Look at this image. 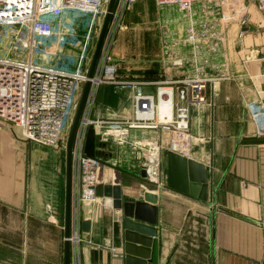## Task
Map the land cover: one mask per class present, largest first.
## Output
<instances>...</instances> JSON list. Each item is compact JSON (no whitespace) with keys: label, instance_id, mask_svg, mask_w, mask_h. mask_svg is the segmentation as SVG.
<instances>
[{"label":"crops","instance_id":"obj_1","mask_svg":"<svg viewBox=\"0 0 264 264\" xmlns=\"http://www.w3.org/2000/svg\"><path fill=\"white\" fill-rule=\"evenodd\" d=\"M198 7L183 12L173 4L137 0L111 25L119 78L146 82L139 88L145 93L155 94L159 81L193 75L195 63L209 75H231L214 94L208 88V103L191 109L194 141L188 158L206 168L207 200L167 186L158 192L160 264H262L264 144L246 141L264 139L248 108L251 103L264 108V13H247L243 25L231 17L244 13H226L227 22L218 17L208 21ZM205 22L215 25L220 40L208 39L198 47L182 41L190 27L200 30ZM134 90L111 87L107 102L98 98L91 118L131 117ZM261 117L264 123V110ZM129 139L164 146L159 167L167 182L170 134L134 129ZM98 144L104 163L101 183L140 176L146 159L130 145ZM66 188V154L26 141L19 129L0 124V264H64ZM104 201L112 204L110 198ZM78 218L81 242L71 244V264H78L76 252L80 264H125L123 210L83 203ZM85 220L91 222L88 232L83 231Z\"/></svg>","mask_w":264,"mask_h":264},{"label":"built area","instance_id":"obj_2","mask_svg":"<svg viewBox=\"0 0 264 264\" xmlns=\"http://www.w3.org/2000/svg\"><path fill=\"white\" fill-rule=\"evenodd\" d=\"M111 0H0V124H10L21 131L29 142L67 151L69 135L66 129L72 127L82 98L84 87L90 82L83 114L73 145L72 155V235L71 244L78 246L80 219L78 213L83 203L113 206L110 201L97 195V186L102 181L104 163L98 157L86 154L89 129L94 127L98 142L128 144L133 151L145 157L147 185L155 187L157 193L167 186L166 176L160 169L159 159L164 149L162 144L131 142V130L155 129L170 134L168 149L190 157L194 138L190 131V115L194 106L208 103L207 90L213 94L221 80L231 75H209L196 65L193 75L182 79L157 82L155 94L145 93L139 88L144 81L122 80L119 65L111 53L114 29L112 22L123 13H113L110 28L105 39L97 67L89 76L92 63L91 44L99 18L105 19ZM137 0H118L116 11L121 5H133ZM160 4L176 5L183 12H190L196 2L201 4L208 21L218 17L222 22L236 19L248 23L249 15L236 14L231 17L220 11L225 0H157ZM264 11V0H256ZM78 12L92 17L88 30L81 41L75 44L78 31L64 28L67 14ZM230 13V12H229ZM102 20V21H103ZM243 32L240 33V36ZM215 25L205 22L202 29L194 26L188 29L184 43L198 47L206 40H220ZM71 45H67V42ZM68 56L74 57L76 66H53L36 60V52L45 57H57L69 47ZM78 51L74 53L72 50ZM168 49V43L165 44ZM170 55V54H169ZM176 61V64H181ZM106 86H125L135 89L132 95L133 114L129 118H91L99 94ZM169 104L167 113L162 105ZM251 116L257 124L258 137L264 138V123L261 110L256 103L248 105ZM146 184L144 186H146ZM143 185V184H142ZM147 187V186H146ZM148 188V187H147ZM66 241V238H64ZM79 262V253L76 252ZM264 264V259L262 261Z\"/></svg>","mask_w":264,"mask_h":264},{"label":"water","instance_id":"obj_3","mask_svg":"<svg viewBox=\"0 0 264 264\" xmlns=\"http://www.w3.org/2000/svg\"><path fill=\"white\" fill-rule=\"evenodd\" d=\"M118 0H111L102 30L96 45L91 63L89 76L92 77L100 57L108 30L111 25L113 13L115 12ZM90 89V82H87L82 98L71 128L67 144V188H66V223H65V252L64 264H71V235H72V155L73 145L77 129L79 127L85 101ZM111 87L106 86L101 90L99 100L107 102ZM248 144H264V139L246 141ZM98 140L94 127L88 132L86 142V154L89 157L103 159L102 153L98 151ZM103 147L105 144H100ZM167 170V187L185 195L201 200L208 198V178L204 165L189 159L185 156L169 151L164 161ZM138 179L139 181H137ZM136 179H125L117 177L114 184L105 185L100 183L97 186V195L103 198H110L113 207L123 210L124 216V257L125 264H160V240L157 236L156 225L158 224L159 194L142 185L147 182V172L143 168L140 176ZM83 231H90L91 222H82Z\"/></svg>","mask_w":264,"mask_h":264},{"label":"rangeland","instance_id":"obj_4","mask_svg":"<svg viewBox=\"0 0 264 264\" xmlns=\"http://www.w3.org/2000/svg\"><path fill=\"white\" fill-rule=\"evenodd\" d=\"M155 2L158 6L164 5V4H160L157 0H155ZM195 4H199L198 9L203 11V8L200 7L199 2H196ZM132 6L133 5L129 6V5L122 4L121 11H120V8L118 11H116L115 9L114 13H125ZM224 10H225V13H229V12L230 13H264V11H262L259 8V5L257 4L256 0H225L223 3V7L220 9V11H224ZM64 20H65L64 28H66L67 30H72V31L77 30L78 31V37L75 39V44L78 41L82 42L84 35L86 34V31L88 30L90 20H92V17L88 14L86 15V14H81L78 12H71L70 14L66 15ZM102 20H103L102 18L98 19L97 25L95 26V29H94L93 40L91 44V57L92 58L94 56V52H95L96 45L99 39V35L103 27L104 20L103 21ZM67 45H71L69 41L67 42ZM69 48L70 46L66 47L65 52L61 53L57 57H51V58L45 57V55L40 54L39 52H36L35 54L36 60L38 62H45L46 64L53 65V66L74 67L76 66V62H75L74 57L68 56ZM72 51L74 53H77L78 50L76 48H73ZM2 53L3 51L0 48V54ZM71 128L72 127H69L66 129L67 135H70ZM62 153L66 154V152L64 151H62Z\"/></svg>","mask_w":264,"mask_h":264},{"label":"bare ground","instance_id":"obj_5","mask_svg":"<svg viewBox=\"0 0 264 264\" xmlns=\"http://www.w3.org/2000/svg\"><path fill=\"white\" fill-rule=\"evenodd\" d=\"M168 106H169V104H163V105H162L161 109H162V113H163V114H165L164 112L169 111V109H170L169 107H170V106H169V107H168ZM115 175H116V174H115ZM115 175H114V176H115Z\"/></svg>","mask_w":264,"mask_h":264}]
</instances>
